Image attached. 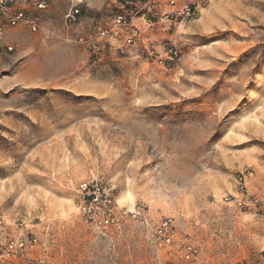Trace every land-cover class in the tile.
<instances>
[{
  "label": "rangeland",
  "instance_id": "obj_1",
  "mask_svg": "<svg viewBox=\"0 0 264 264\" xmlns=\"http://www.w3.org/2000/svg\"><path fill=\"white\" fill-rule=\"evenodd\" d=\"M78 1L47 0L38 31L1 46L0 213L34 225L45 264H162L145 224L101 237L76 217L92 179L152 224L173 218L203 261L256 264L262 212L233 196L246 171L264 196V0H210L194 20L150 28L153 44L136 20L131 47L98 36L113 0Z\"/></svg>",
  "mask_w": 264,
  "mask_h": 264
},
{
  "label": "built area",
  "instance_id": "obj_2",
  "mask_svg": "<svg viewBox=\"0 0 264 264\" xmlns=\"http://www.w3.org/2000/svg\"><path fill=\"white\" fill-rule=\"evenodd\" d=\"M113 1L118 10L112 25L101 30L98 36L100 39L117 37L124 46L131 47L137 33L130 34L128 31L137 29L136 20H143L149 28L166 22L170 25L184 23L198 18L202 7L210 0ZM46 7L47 0H0V40L8 28L22 26L36 33L39 23L34 11ZM79 13L77 5L72 7L65 15V21L75 23ZM166 55V65L169 66L177 58V52L171 49ZM248 177H253L252 171L238 176L233 202L243 211L260 210L264 219V196L249 191L246 184ZM77 193L76 217L98 236L109 237L121 231L128 221H136L146 225L145 239L162 264H212L200 258L199 247L189 235L178 231L173 218L165 217L152 224L145 206L134 210L119 207L107 189L92 179L80 183ZM45 252V245L29 220L9 219L0 213V264H45ZM256 264H264V255Z\"/></svg>",
  "mask_w": 264,
  "mask_h": 264
},
{
  "label": "crops",
  "instance_id": "obj_3",
  "mask_svg": "<svg viewBox=\"0 0 264 264\" xmlns=\"http://www.w3.org/2000/svg\"><path fill=\"white\" fill-rule=\"evenodd\" d=\"M78 2H82V1L79 0ZM140 21H141V19H138L137 23L140 24L141 23ZM159 25L165 26L166 24H163V23L161 24L160 23ZM156 26H158V25H156ZM164 28L165 29H163V30H166V26ZM153 29H150L148 26L142 24L141 30H142V34L143 35H142L141 38H142V42L143 43L146 40V35L145 34H148L149 40H150L151 44H153L151 39H153L156 36L154 34V32H153ZM158 29H160V28L158 27ZM25 30L27 31V29H25L24 27L21 28L20 26H19V28H8V29H6L5 34L2 36V38L0 40V50H1V46H6L7 50H8V48H10L11 49L10 51H12L14 46L10 42H8L7 37L9 38L10 36H12L14 34H23V31H25ZM261 141L264 143V132L262 133Z\"/></svg>",
  "mask_w": 264,
  "mask_h": 264
},
{
  "label": "bare ground",
  "instance_id": "obj_4",
  "mask_svg": "<svg viewBox=\"0 0 264 264\" xmlns=\"http://www.w3.org/2000/svg\"><path fill=\"white\" fill-rule=\"evenodd\" d=\"M124 199H130V198L125 196V197L121 198L120 202H123L122 200H124ZM129 205L132 206V203H129Z\"/></svg>",
  "mask_w": 264,
  "mask_h": 264
}]
</instances>
